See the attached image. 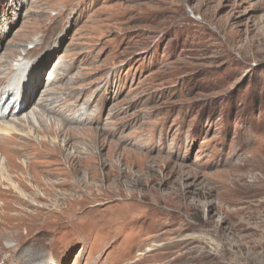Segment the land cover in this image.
<instances>
[{
  "label": "rangeland",
  "instance_id": "1",
  "mask_svg": "<svg viewBox=\"0 0 264 264\" xmlns=\"http://www.w3.org/2000/svg\"><path fill=\"white\" fill-rule=\"evenodd\" d=\"M20 63L40 124L0 134V264H264V0H0V92ZM87 172L114 202L51 184Z\"/></svg>",
  "mask_w": 264,
  "mask_h": 264
},
{
  "label": "bare ground",
  "instance_id": "2",
  "mask_svg": "<svg viewBox=\"0 0 264 264\" xmlns=\"http://www.w3.org/2000/svg\"><path fill=\"white\" fill-rule=\"evenodd\" d=\"M22 56V55H21ZM22 61V60H21ZM19 63V62H18ZM30 66H28L27 64L26 65H23V64H19L17 65V67L14 69V72L16 73L14 79H17L18 78V75L20 76L19 77V80L17 79V81L15 80V82H13V86L12 88H9L5 91V95L6 98L1 100L0 101V107L2 106V104H7V111L5 112V115L6 117L8 118H11V122L10 123H7L5 122L4 123V126L2 128H0V134L1 135H9L10 132H14L15 130H17V127L18 126H23V125H36L37 123L40 124L39 122V112H37V110L31 112V113H27V114H23V115H20L18 116V114L20 113L19 111H17V108L20 107V109H23V105L25 104L24 100L27 99V92L30 93L31 92V89L34 88V82L32 81V73H33V68L34 66L32 65L30 68ZM36 71V70H35ZM32 72V73H31ZM5 74V73H3ZM2 74V75H3ZM18 74V75H17ZM1 77V76H0ZM3 79V78H2ZM1 80V79H0ZM1 89V88H0ZM49 92V91H48ZM47 92V93H48ZM10 96H14L12 97L11 99V102H8L7 103V99L10 97ZM15 99V100H14ZM47 102V101H46ZM49 103V102H47ZM39 105L42 106V100L40 101ZM62 105V104H61ZM43 106L46 108L48 107L47 104H43ZM50 106V105H49ZM59 107V106H58ZM61 110V109H60ZM71 110V108H70ZM86 109H84L83 111V115H85ZM87 112V111H86ZM79 120V122L83 119H81L80 117L77 119ZM63 126H65V124H63ZM51 130V132H54L56 131V125H49L48 126ZM64 130H67L66 128H64ZM62 127H59L58 128V132L62 133V131H64ZM72 132V130L68 131V133ZM83 134H86L87 131H84L82 132ZM86 136V135H85ZM84 136H82V140H85L83 138ZM87 137V136H86ZM66 144V143H65ZM48 147V145L46 146ZM45 147V149H37V148H31L29 146H21V147H14L12 148L9 152L6 151L8 154H12V155H25L27 156V158H30V159H34V160H39V161H44L45 163L48 162V163H51L52 159H54V156H58L57 155V152L54 151V150H51V149H47ZM53 148H56L58 149L57 147H53ZM65 148V147H64ZM5 150V149H4ZM87 150V151H86ZM86 150H83V152H81L80 155H85L87 157H90L88 160H90L91 158H93V155H92V152H93V149L90 148L89 150L86 149ZM86 151V153H85ZM60 153L61 154H66V155H69L68 151H66L65 149H62L60 150ZM79 155V156H80ZM102 161V160H101ZM0 163L3 165L4 162L0 160ZM5 163H6V167H10L11 170H13L16 166L14 164H12V158L9 156L8 158H5ZM8 163V165H7ZM41 163V162H40ZM12 164V165H11ZM29 163H26L24 165H22L23 168L25 169H29ZM32 164V163H31ZM69 164V163H67ZM49 165V164H48ZM57 165V164H56ZM112 165H114V163H112ZM4 166V167H5ZM47 166V165H46ZM51 166V165H49ZM65 167V166H64ZM81 167H82V170L78 169L77 168V174L79 173V171H87V169H89L90 167H92L91 165H88V164H84V163H81ZM100 167V166H99ZM102 167V166H101ZM45 168V167H44ZM70 168H74V167H71L70 165ZM66 169V168H65ZM103 169V168H102ZM149 169V168H147ZM79 170V171H78ZM93 170V169H92ZM93 172V171H92ZM47 174H51L53 173V170L49 168V171L48 172H45ZM69 173L71 174V171H69ZM95 173V172H94ZM60 174V173H59ZM76 174V171L73 172L72 175H77ZM96 174V173H95ZM121 174V173H120ZM62 176V174H61ZM59 177L60 179L57 180V182H53L51 183L52 186L54 187H58L60 189H63L65 190V194L66 196L69 198V197H81L82 195V198L80 199L81 201V207L85 210L87 209H94L97 205H98V202L99 204L101 203H104L106 201H111V202H114V190L113 191H110L109 188H102L101 192L98 194V195H95V194H92L93 193V188L94 187H89L90 184L93 185V183H91V181L89 180L90 179V175L89 173L87 172V176L85 177V175H83L82 177H78L77 178V181L80 182H83L86 183L85 184V187L84 185L81 186L78 182L77 184V181H75L74 183L72 182H69L65 179H63L62 177ZM64 176V175H63ZM94 176V175H93ZM68 177V176H67ZM108 177V178H107ZM99 178V177H98ZM106 178L109 180V178H111L110 174L106 175L104 177V180H106ZM126 179H128L127 177H125ZM130 179V178H129ZM95 180V179H94ZM89 182V183H88ZM113 182V181H112ZM47 189V188H46ZM46 191V190H45ZM47 191L49 192V189H47ZM92 191V192H90ZM99 192V190H98ZM133 199V198H132ZM111 204V203H110ZM112 217V218H111ZM111 217H109V222L106 220V222H108V226L109 227H114V214L111 215ZM93 223H99L97 222L94 218L91 219ZM95 223V224H96ZM189 228H186L184 229L185 230H188ZM157 250V249H156ZM154 250V252L156 251ZM151 252V251H150ZM144 254V253H143ZM142 255V254H141ZM130 257H132V253L130 254ZM148 257V256H146ZM6 262H8L6 260Z\"/></svg>",
  "mask_w": 264,
  "mask_h": 264
}]
</instances>
